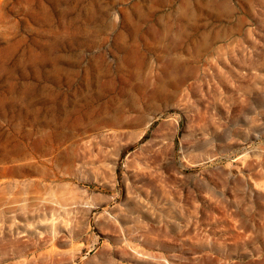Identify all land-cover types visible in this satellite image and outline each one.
Wrapping results in <instances>:
<instances>
[{
    "label": "rangeland",
    "instance_id": "obj_1",
    "mask_svg": "<svg viewBox=\"0 0 264 264\" xmlns=\"http://www.w3.org/2000/svg\"><path fill=\"white\" fill-rule=\"evenodd\" d=\"M0 264H264V0H0Z\"/></svg>",
    "mask_w": 264,
    "mask_h": 264
}]
</instances>
